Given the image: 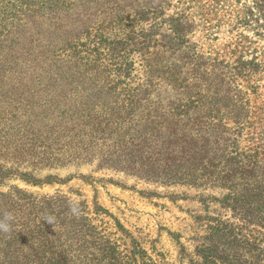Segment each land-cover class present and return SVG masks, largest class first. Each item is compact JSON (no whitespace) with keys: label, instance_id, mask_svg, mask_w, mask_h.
Instances as JSON below:
<instances>
[{"label":"trees","instance_id":"1","mask_svg":"<svg viewBox=\"0 0 264 264\" xmlns=\"http://www.w3.org/2000/svg\"><path fill=\"white\" fill-rule=\"evenodd\" d=\"M164 2L0 0V185L16 178L40 184L22 168L98 161L146 179L226 189L222 203L232 220L207 223L193 264H264L253 255L264 246V167L239 148L247 104L204 99L208 63L188 45L182 19L162 18ZM127 9L137 10L133 19L123 16ZM160 20L171 24L168 46L179 57L169 79L183 89L170 101L148 99L152 69L144 81L133 75L137 62L148 68ZM263 65L264 52L254 51L237 67L250 80ZM66 181L48 177L49 184ZM73 207L61 196L0 191V219L15 217L11 232H0V264H159L138 244L121 249L86 207L75 214Z\"/></svg>","mask_w":264,"mask_h":264},{"label":"rangeland","instance_id":"2","mask_svg":"<svg viewBox=\"0 0 264 264\" xmlns=\"http://www.w3.org/2000/svg\"><path fill=\"white\" fill-rule=\"evenodd\" d=\"M162 6V18L170 22L182 19L188 26V45L208 63V79L202 83L204 99L211 101L217 94L216 99L243 100L247 104L250 124H245L241 131L239 148L256 155L264 167V65L255 72L252 70L250 80L237 67L238 63L251 62L254 51L264 52V0H166ZM136 12L127 9L123 16L133 19ZM152 36L154 47L150 50L153 55L148 68L137 62L133 75L139 74L144 81L152 69L148 99L181 98L183 89L170 81L167 72L179 64L178 52L168 46L174 36L171 24L160 20ZM213 68L215 71H211ZM228 110L222 107L220 117L227 116ZM22 170L32 173L33 180H40V184L16 178L0 185V191L8 193L18 187L37 197H64L80 210L86 207L85 214L96 226L105 229L121 249L130 250L138 244L159 264L198 261V248L207 235V223L232 220V211L222 203L228 195L226 189L146 179L100 168L98 161L59 169ZM50 176L69 181L49 184ZM117 221L125 233L117 228ZM253 227L249 225L250 229ZM262 250L264 246L253 255L264 257ZM246 253L244 256L249 257Z\"/></svg>","mask_w":264,"mask_h":264},{"label":"clouds","instance_id":"3","mask_svg":"<svg viewBox=\"0 0 264 264\" xmlns=\"http://www.w3.org/2000/svg\"><path fill=\"white\" fill-rule=\"evenodd\" d=\"M73 213H76V208L73 207ZM15 217L12 213H5L3 218L0 219V232L9 233L12 230V222L14 221ZM44 221H47L50 224L54 225V219L52 217H46Z\"/></svg>","mask_w":264,"mask_h":264}]
</instances>
